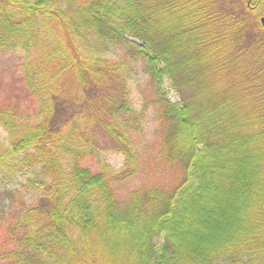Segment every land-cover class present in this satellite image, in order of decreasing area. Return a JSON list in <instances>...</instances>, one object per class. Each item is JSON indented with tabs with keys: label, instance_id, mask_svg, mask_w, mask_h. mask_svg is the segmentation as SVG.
I'll list each match as a JSON object with an SVG mask.
<instances>
[{
	"label": "trees",
	"instance_id": "1",
	"mask_svg": "<svg viewBox=\"0 0 264 264\" xmlns=\"http://www.w3.org/2000/svg\"><path fill=\"white\" fill-rule=\"evenodd\" d=\"M262 17L264 0H0L27 97L0 99V181L26 176L2 195L0 264H264ZM118 50L148 76L142 110ZM148 103L169 179L131 187Z\"/></svg>",
	"mask_w": 264,
	"mask_h": 264
},
{
	"label": "rangeland",
	"instance_id": "2",
	"mask_svg": "<svg viewBox=\"0 0 264 264\" xmlns=\"http://www.w3.org/2000/svg\"><path fill=\"white\" fill-rule=\"evenodd\" d=\"M113 58L120 62L121 69L123 70V79L126 83L129 97H131V100L134 102V107L137 110H142L144 100L153 96L148 76L144 72L142 62L138 59L134 60L128 57L126 58L121 50H118ZM21 61L22 55L18 53L0 52V99L11 98L17 102H23L22 104L25 102L27 103L26 93L21 82V72L17 69V66ZM167 83L168 82L165 81V85H167ZM170 96L173 101L177 100L173 93H171ZM142 112L144 115L140 122V126L139 128L134 127L135 130H132V137H134V147L139 155L140 163L143 169L128 179V185L131 187L153 180L157 182L168 181L170 173V169L162 164L157 157L160 145L158 131L159 125L155 117L156 108L152 103H148L147 108ZM0 134L4 135V132L0 130ZM100 144L102 146V152L106 153L105 159H108L115 167L120 166L122 161L121 155L109 150L108 144L104 139H101ZM105 148L107 151H105ZM25 178L26 176H18V180L16 181V178L14 177L10 183L0 181V223L6 220V218H2V215H7L10 204H15L11 202L10 194H8V196L2 195H4V192H8L9 190L11 192V189L18 187L17 182L19 181L22 183ZM230 212L232 211L230 210ZM227 213L228 211L226 212V215H223V217L225 216L227 218ZM235 213L236 212L232 213V215L234 219L235 217L237 219L235 221L232 220L230 226L237 224V220L241 221L243 218L242 212L239 216Z\"/></svg>",
	"mask_w": 264,
	"mask_h": 264
},
{
	"label": "water",
	"instance_id": "3",
	"mask_svg": "<svg viewBox=\"0 0 264 264\" xmlns=\"http://www.w3.org/2000/svg\"><path fill=\"white\" fill-rule=\"evenodd\" d=\"M261 21H262V23H264V17H263V18H261Z\"/></svg>",
	"mask_w": 264,
	"mask_h": 264
}]
</instances>
